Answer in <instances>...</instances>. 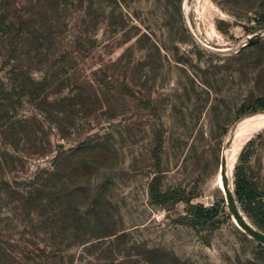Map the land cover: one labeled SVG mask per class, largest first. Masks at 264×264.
Listing matches in <instances>:
<instances>
[{"label":"rangeland","instance_id":"rangeland-1","mask_svg":"<svg viewBox=\"0 0 264 264\" xmlns=\"http://www.w3.org/2000/svg\"><path fill=\"white\" fill-rule=\"evenodd\" d=\"M14 6L41 21L28 0ZM61 8L57 45L32 66V76H66L50 98L73 94L76 80L85 91L92 84L99 104L76 115L80 134L66 139L36 116L49 150L24 156L22 170L6 178L24 182L89 135L99 164L82 190L72 185L84 178L80 173L63 192L78 191L73 201L82 206L101 204L108 226L87 233L109 236L60 246L50 256L47 228L30 226L32 213L26 218L4 206L0 244L11 256L0 262L264 264L260 224H239L225 211L203 223L195 214L198 206L227 200L235 164L264 202V109H254L264 96V29L233 45L245 23L264 16V0H68ZM9 65L1 55L0 81L6 82ZM35 114L26 100L17 108V116Z\"/></svg>","mask_w":264,"mask_h":264},{"label":"trees","instance_id":"trees-1","mask_svg":"<svg viewBox=\"0 0 264 264\" xmlns=\"http://www.w3.org/2000/svg\"><path fill=\"white\" fill-rule=\"evenodd\" d=\"M28 1L38 7L35 12L41 13L40 22L36 23L23 15L30 13L29 10L25 9L22 15L19 14L14 0H0V56L4 63H10L6 82L0 81V211L7 206L14 212L20 211L26 218L33 214L35 221L29 219V224L47 228L45 234L53 248L49 255L54 256L60 251V246L84 245L91 242L92 238L99 242L109 236L103 234L94 237L92 233H87V229L108 226L100 212L101 204L96 201L85 203L83 207L73 201L99 164L95 156L99 150L97 143L89 135L82 137L74 148L56 154L49 168H39L33 177L24 182L6 178V175L22 170L19 168L23 166L24 156H41L49 150L50 142L43 136V121L36 116L40 115L49 127L55 128L61 138L66 139L75 132L80 134V130L75 127L76 115L91 114L99 101L92 84L88 85L90 91H85L82 82L76 80L71 84L73 94L50 98V94L58 93L64 87L68 81L66 76L58 77L57 74L49 73L41 80L33 78L32 66L48 59L50 51L57 45L56 33L63 25L59 13L61 6L68 0ZM243 27L244 36L233 45L263 30L264 16L252 23H245ZM24 100L35 109L34 116H17V108ZM254 109H264V96L255 100ZM245 110L242 107L241 113ZM78 176L84 178L75 183L73 179ZM70 180L74 181L72 185L78 190L77 194L73 192V197L63 192ZM229 183L238 215L251 226L257 223L264 228L262 196L246 177L240 164L231 165ZM222 211L232 216L226 200L210 208H195L196 218L203 223L212 221ZM63 227L71 230L60 231ZM259 246L263 247L264 244L260 243ZM10 256L11 251L0 244V261ZM0 264L12 263L6 261Z\"/></svg>","mask_w":264,"mask_h":264},{"label":"water","instance_id":"water-1","mask_svg":"<svg viewBox=\"0 0 264 264\" xmlns=\"http://www.w3.org/2000/svg\"><path fill=\"white\" fill-rule=\"evenodd\" d=\"M227 204H228V207L231 211V214L232 216L234 217V219L239 223V224H242L243 225V218H241L236 209H235V206H234V203H233V199H232V194H231V191H230V195L228 196L227 198ZM247 229V228H246ZM249 232H251L249 229H247ZM259 240H260V243L264 244V239L261 238V237H257Z\"/></svg>","mask_w":264,"mask_h":264}]
</instances>
